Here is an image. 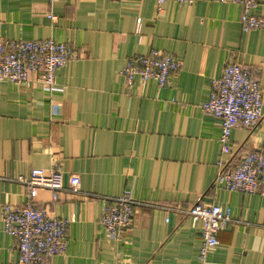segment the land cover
<instances>
[{
  "label": "crops",
  "instance_id": "crops-1",
  "mask_svg": "<svg viewBox=\"0 0 264 264\" xmlns=\"http://www.w3.org/2000/svg\"><path fill=\"white\" fill-rule=\"evenodd\" d=\"M232 0H0V37L53 38L77 51L56 71L60 90L40 82L0 80V264L18 250L2 222V206L29 200L17 181L32 168L58 166L64 184L79 190L38 189L35 207L68 220L67 245L44 264H194L202 220L194 203L221 204L233 222L217 233L210 264H264V194L213 185L219 120L200 108L212 78L226 63L247 66L263 89L264 28L243 31ZM161 49L181 62L164 87L130 84L122 74L131 56ZM229 165L264 152V118L232 130ZM136 200L130 225L117 238L100 223L116 196ZM168 221H165V218Z\"/></svg>",
  "mask_w": 264,
  "mask_h": 264
},
{
  "label": "built area",
  "instance_id": "built-area-1",
  "mask_svg": "<svg viewBox=\"0 0 264 264\" xmlns=\"http://www.w3.org/2000/svg\"><path fill=\"white\" fill-rule=\"evenodd\" d=\"M53 1V0H50ZM159 9L164 3H192L194 0H152ZM240 7L239 25L243 31L264 28V0H232ZM77 57L74 47L53 38L5 40L0 37V80L24 84L35 80L49 92L60 90L55 75L58 68ZM181 68V62L171 54L154 48L148 55L131 56L122 74L131 84L134 77L141 84L154 81L164 87L170 77ZM263 89L251 70L241 62L226 63L219 77L212 78L203 112L219 120L217 141L222 158L217 161L213 185L229 192L264 194V152L253 150L243 155L237 164L229 165L230 138L235 127L255 128L264 118ZM17 181L29 188V200L20 205L2 206V222L6 234L18 250V259L12 264H44L64 252L68 220L51 217L45 208L35 207L33 199L38 189L57 192L79 190L80 177L69 174L64 184L63 172L58 166L51 169L32 168ZM136 200L132 194L114 198L100 218V223L110 237L127 228L133 217ZM193 220H202L200 246L195 252L194 264H210V253L218 243L217 233L233 222L232 210L221 204L194 203L187 210ZM168 221V218H165ZM118 264H125L119 262Z\"/></svg>",
  "mask_w": 264,
  "mask_h": 264
}]
</instances>
